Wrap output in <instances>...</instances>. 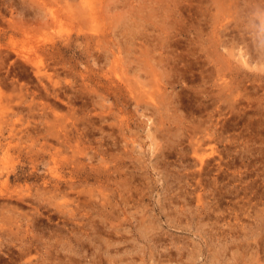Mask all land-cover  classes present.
Wrapping results in <instances>:
<instances>
[{
	"label": "rangeland",
	"instance_id": "1",
	"mask_svg": "<svg viewBox=\"0 0 264 264\" xmlns=\"http://www.w3.org/2000/svg\"><path fill=\"white\" fill-rule=\"evenodd\" d=\"M78 1L0 0V264H264V0Z\"/></svg>",
	"mask_w": 264,
	"mask_h": 264
},
{
	"label": "bare ground",
	"instance_id": "2",
	"mask_svg": "<svg viewBox=\"0 0 264 264\" xmlns=\"http://www.w3.org/2000/svg\"><path fill=\"white\" fill-rule=\"evenodd\" d=\"M111 1H114V6L116 7L117 5L116 4H120L121 2H118L117 0H111ZM115 1H117L118 3H116L115 4ZM119 1H124V0H119ZM126 1H129V0H126ZM126 1L125 2H123V3H126ZM67 2V1H66ZM65 2V3H66ZM79 3V5L80 6H86L87 8H88V13H89V11H91V12H95V10H98V9H96L95 8V6L94 5H96V4H94L93 2L94 1H92V0H79L78 1ZM131 3V2H130ZM66 4H68V5H73L74 3H71L70 1L69 2H67ZM65 4V5H66ZM173 5H175V4H173ZM67 7H70V6H67ZM74 7V6H73ZM71 8V7H70ZM92 14V13H91ZM12 48H14V47H12ZM241 51V50H240ZM243 51V50H242ZM241 51V52H242ZM240 53V52H239ZM244 53H245V51H244ZM236 54H238V53H236ZM242 55V54H241ZM243 56V55H242ZM238 59V58H237ZM246 59V58H245ZM244 60V59H243ZM243 60H241L240 59V62H242ZM245 61V60H244ZM242 63H244V62H242ZM247 64L246 65H248V62H246ZM37 72V71H36ZM37 74H38V72H37ZM228 84H230V83H228ZM227 84V85H228ZM226 85V84H225ZM225 87V86H224ZM230 88H231V86H230ZM233 89V88H232ZM230 90V89H229ZM152 95V94H151ZM153 96V95H152ZM154 97V96H153ZM154 99V98H153ZM157 101V100H156ZM159 104V103H158ZM163 105V104H162ZM165 105V104H164ZM194 148V151H196L195 150V148L196 147H193ZM197 149V148H196ZM199 149V148H198ZM199 158H200V156H199ZM199 158H198V160H199ZM34 159V158H33ZM201 159V161H202V157L200 158ZM200 162V161H199ZM203 163V162H202ZM202 163H200V164H202ZM33 166H34V164H33ZM74 167V166H73ZM13 169V168H12ZM32 169H34V168H32ZM6 171L4 172L3 170H2V172H0V174H3V175H5L6 176V181L11 177V171H9V169L8 168H6L5 169ZM99 170V169H98ZM4 172V173H3ZM31 172V171H30ZM25 173V172H24ZM53 173V172H52ZM96 173V172H95ZM70 174V173H69ZM85 174V173H84ZM17 176H19L18 174L16 175V177ZM73 177V176H72ZM71 177V178H72ZM74 178V177H73ZM60 179H61V177H60ZM46 181V180H45ZM69 183V182H68ZM56 186H58V185H56ZM61 186V185H60ZM56 189V188H55ZM21 191V190H20ZM4 191L3 190H0V194L1 193H3ZM25 192V191H24ZM198 193V192H197ZM31 195H32V193H30ZM199 194V193H198ZM7 195H10V196H12V194H11V192H8L7 193ZM13 195H15V194H13ZM19 195H21V193L19 192L18 193V196ZM202 195V194H201ZM200 196V194L199 195H197V198ZM7 197V196H6ZM202 197V196H201ZM201 197H199V199L201 200L202 198ZM20 198V197H19ZM30 198H31V196H30ZM16 199V198H15ZM21 199V198H20ZM196 200H198V199H196ZM203 200V199H202ZM3 207V206H2ZM14 207H16V206H14ZM256 208H258V207H256ZM3 209V208H2ZM259 209V208H258ZM263 211V210H262ZM231 212V211H230ZM255 212V211H254ZM233 218V217H232ZM239 218V217H238ZM228 220V219H227ZM231 220V219H230ZM232 221H233V219H232ZM252 221V220H251ZM235 222V221H234ZM234 222H233V224H234ZM255 222V221H254ZM257 223V222H256ZM227 224V223H226ZM232 225V224H231ZM235 225V224H234ZM248 225V223L245 225V226H247ZM253 225V224H252ZM254 226H256V224L254 225ZM253 226V227H254ZM257 227V226H256ZM255 228V227H254ZM249 229H250V227H249ZM248 230V229H247ZM257 230H258V228H257ZM224 231H226V230H224ZM249 231H252V230H248L247 232H249ZM255 231V230H254ZM226 232H228V231H226ZM229 233V232H228ZM254 233V232H253ZM256 235V234H255ZM8 238V237H7ZM11 238V237H10ZM15 239H17V237H15ZM36 239V238H35ZM263 242V241H262ZM1 243H4V242H0V244ZM7 244V243H6ZM8 245V244H7ZM7 245H5L6 247H8ZM10 246V245H9ZM259 246V245H258ZM261 246V245H260ZM259 246V247H260ZM264 246V245H263ZM262 246V247H263ZM0 247H2L1 245H0ZM262 247H260V248H262ZM2 250L4 249L3 247L1 248ZM258 249V248H257ZM263 249V248H262ZM261 249V250H262ZM5 251H6V249H4ZM263 251H264V249H263ZM256 252V251H255ZM258 252V251H257ZM261 252V251H260ZM18 255L17 256H14V255H12V252L11 253H9V257H10V260H9V264H30V262L31 261H28L27 259L26 260H24L23 258L25 257V258H27V256L26 255H24V251H21V248H20V252H18L17 253ZM258 254V253H257ZM262 254L263 253H260V255L259 256H262ZM1 255H3V254H1ZM69 255V254H68ZM5 256V255H4ZM72 257V256H71ZM256 257V256H255ZM258 259H260V257L258 258ZM264 259V258H263ZM70 260V259H69ZM257 260V259H256ZM262 260V259H261ZM261 260H259V261H261ZM73 261V260H72ZM1 262V261H0ZM5 262V261H4ZM258 262V261H257ZM33 263V262H32ZM66 263V262H65ZM76 263V262H75ZM3 264H6V263H3ZM259 264V263H258ZM260 264H262V263H260Z\"/></svg>",
	"mask_w": 264,
	"mask_h": 264
}]
</instances>
